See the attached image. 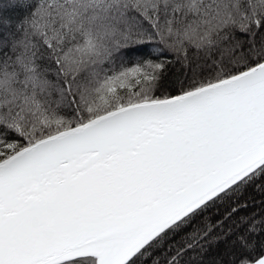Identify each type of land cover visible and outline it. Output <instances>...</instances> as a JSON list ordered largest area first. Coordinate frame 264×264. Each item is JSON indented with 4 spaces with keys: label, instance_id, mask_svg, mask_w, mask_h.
Listing matches in <instances>:
<instances>
[{
    "label": "snow or ice",
    "instance_id": "1",
    "mask_svg": "<svg viewBox=\"0 0 264 264\" xmlns=\"http://www.w3.org/2000/svg\"><path fill=\"white\" fill-rule=\"evenodd\" d=\"M0 264H264V0H0Z\"/></svg>",
    "mask_w": 264,
    "mask_h": 264
}]
</instances>
